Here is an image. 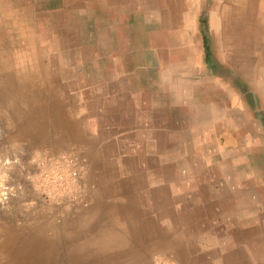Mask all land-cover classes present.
I'll use <instances>...</instances> for the list:
<instances>
[{
    "label": "rangeland",
    "instance_id": "374dc122",
    "mask_svg": "<svg viewBox=\"0 0 264 264\" xmlns=\"http://www.w3.org/2000/svg\"><path fill=\"white\" fill-rule=\"evenodd\" d=\"M223 5L243 14L226 26H242L259 59L264 0H0V264H264V231L223 201L215 153L187 150L185 136L167 135L165 151L109 141L104 97L125 96L140 59L150 81L178 76L160 61L175 32L203 59L237 52V39L215 44Z\"/></svg>",
    "mask_w": 264,
    "mask_h": 264
},
{
    "label": "crops",
    "instance_id": "0c3cea01",
    "mask_svg": "<svg viewBox=\"0 0 264 264\" xmlns=\"http://www.w3.org/2000/svg\"><path fill=\"white\" fill-rule=\"evenodd\" d=\"M193 5L189 3L182 7H189L185 16H191ZM223 6L221 12H212L211 16L213 27L220 24H217L220 30L216 32L215 44L237 39V52L226 53L215 46L213 50H204L203 59L191 44L194 35L182 30L175 32L179 47L176 44L174 49L166 52L168 61L166 57L160 61L162 65L169 64L178 76L174 72L163 74L161 69L157 79L150 81L148 60L139 58L143 69L134 64L132 77L129 75L131 79H127L129 90L125 96L116 92L104 97L110 100L109 113L115 115L107 124L109 141L118 142L120 136H128L133 152L165 151L169 142L167 135L185 136L189 139L184 143L187 150L215 153L226 184L223 201L237 207L239 214L244 212L246 225L254 233H261L264 231V212L256 199L264 197V55H259L256 60L247 57L246 46L240 42L244 28L226 26L229 22L241 23L243 14L235 7L227 10ZM138 52L149 55V50ZM221 62L232 70H224ZM259 67L262 69L258 70ZM234 72L236 79L231 76ZM138 78L143 81L141 85H138ZM247 78L249 90H246ZM201 136L211 137V144L202 142ZM170 142L174 147L169 150H177L176 142ZM231 186L234 188L230 189Z\"/></svg>",
    "mask_w": 264,
    "mask_h": 264
},
{
    "label": "bare ground",
    "instance_id": "6f19581e",
    "mask_svg": "<svg viewBox=\"0 0 264 264\" xmlns=\"http://www.w3.org/2000/svg\"><path fill=\"white\" fill-rule=\"evenodd\" d=\"M14 225V224H13Z\"/></svg>",
    "mask_w": 264,
    "mask_h": 264
}]
</instances>
